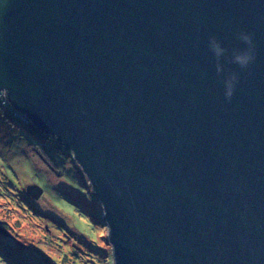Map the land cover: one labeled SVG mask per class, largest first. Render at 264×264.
Returning <instances> with one entry per match:
<instances>
[{
	"label": "water",
	"instance_id": "obj_1",
	"mask_svg": "<svg viewBox=\"0 0 264 264\" xmlns=\"http://www.w3.org/2000/svg\"><path fill=\"white\" fill-rule=\"evenodd\" d=\"M0 91L79 164L113 264H264V0H0Z\"/></svg>",
	"mask_w": 264,
	"mask_h": 264
},
{
	"label": "rangeland",
	"instance_id": "obj_2",
	"mask_svg": "<svg viewBox=\"0 0 264 264\" xmlns=\"http://www.w3.org/2000/svg\"><path fill=\"white\" fill-rule=\"evenodd\" d=\"M33 136L20 120L6 118L0 103V264H113L88 178L71 152ZM28 185L42 195L34 199Z\"/></svg>",
	"mask_w": 264,
	"mask_h": 264
},
{
	"label": "clouds",
	"instance_id": "obj_3",
	"mask_svg": "<svg viewBox=\"0 0 264 264\" xmlns=\"http://www.w3.org/2000/svg\"><path fill=\"white\" fill-rule=\"evenodd\" d=\"M240 39L248 44V45H252V37L250 34H241L240 35ZM212 51L213 53L218 57L222 51V49L219 47V45L215 42V40L213 39L212 41ZM254 54L252 52L251 49L246 50V51H242L239 52L237 54L234 55L233 57V62H235L236 64H238L240 66V68L244 69L247 68L250 64L251 61L254 60ZM217 71H219V68H217ZM236 81V76L233 75L231 76L226 82V90H225V98L226 99H230L233 95V91H234V82Z\"/></svg>",
	"mask_w": 264,
	"mask_h": 264
},
{
	"label": "trees",
	"instance_id": "obj_4",
	"mask_svg": "<svg viewBox=\"0 0 264 264\" xmlns=\"http://www.w3.org/2000/svg\"><path fill=\"white\" fill-rule=\"evenodd\" d=\"M3 108V107H2ZM3 113H4V115L6 116V118L7 117H9L10 119L11 118H13V116H12V114L9 112V111H7V110H5L4 108H3ZM23 123V122H22ZM24 126L28 129V131H29V134L31 135V136H33V137H35L36 139H40V138H44V139H49V140H51L52 142H57L56 141V139L54 138V137H52V136H50V135H48V134H45V133H43V132H41V130H39V128L35 125V124H33L31 121H29L27 124H24ZM32 147L34 148L33 150H34V152L41 158V160L42 161H45V159L41 156V154H40V152H39V150L37 149V148H35L36 147V144H32ZM72 157V156H71ZM50 160V159H49ZM51 161V160H50ZM52 163V162H51ZM51 168H53V163H52V167ZM53 171L56 173V170H55V168H53ZM22 202V201H21ZM20 207H21V209H24L23 208V206H21L20 205Z\"/></svg>",
	"mask_w": 264,
	"mask_h": 264
},
{
	"label": "built area",
	"instance_id": "obj_5",
	"mask_svg": "<svg viewBox=\"0 0 264 264\" xmlns=\"http://www.w3.org/2000/svg\"><path fill=\"white\" fill-rule=\"evenodd\" d=\"M0 103L5 110L9 111L12 114L14 118L20 120L24 124H27L30 121L27 116L20 113L13 107L10 101L4 96L3 91H0Z\"/></svg>",
	"mask_w": 264,
	"mask_h": 264
}]
</instances>
